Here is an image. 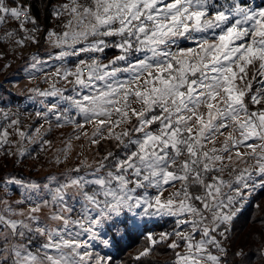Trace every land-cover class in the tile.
I'll list each match as a JSON object with an SVG mask.
<instances>
[{
	"label": "snow or ice",
	"instance_id": "snow-or-ice-1",
	"mask_svg": "<svg viewBox=\"0 0 264 264\" xmlns=\"http://www.w3.org/2000/svg\"><path fill=\"white\" fill-rule=\"evenodd\" d=\"M12 5L0 0V26L18 24L4 39L13 51L38 45L31 6ZM53 15L70 17L63 31L47 30L45 42L56 51L46 60L32 55L24 69L49 84L29 89V99L44 98L35 112L43 123L25 129L19 115L0 109V156L18 163L32 155L27 145L46 150L53 124L74 125L77 133L57 150L56 164L81 136L90 145L115 141L121 154L108 151L92 164L85 158L43 184L0 178V264H116L95 248H113L130 213L177 218L172 231L147 234L136 260L157 245L183 244L174 264H228L233 221L264 190V7L247 0H68ZM109 48L119 54L103 63L98 54ZM82 54L90 55L66 66ZM50 61L56 66L44 72ZM50 97L67 106L46 103ZM167 188L175 190L165 196ZM9 190L21 197L11 199Z\"/></svg>",
	"mask_w": 264,
	"mask_h": 264
},
{
	"label": "trees",
	"instance_id": "trees-1",
	"mask_svg": "<svg viewBox=\"0 0 264 264\" xmlns=\"http://www.w3.org/2000/svg\"><path fill=\"white\" fill-rule=\"evenodd\" d=\"M67 1L68 0H28L32 9V15L36 17L40 26V32L38 33L40 43L38 45L45 42L47 30L56 28L52 21L55 7ZM250 1L251 0H247V3ZM257 1H262L264 3V0ZM17 27L18 24L13 26V28ZM8 41L9 43H14L11 40ZM106 52L111 55L112 53H119V50L112 48L110 50L108 49ZM0 60H5L3 62L5 65H8L11 61L8 55L7 60L6 58ZM6 61L9 62L5 63ZM74 62L75 59L69 61L70 64H76ZM4 69L5 68L0 69V77ZM10 97L11 100L0 101L3 108H6L11 102L14 103L16 101L20 103L24 101V99L16 98L15 95H11ZM32 105L31 103L28 107L25 106L28 111H25L21 117V127L26 126L25 129H27L29 125L35 127L39 124V119L35 118L32 112H29L31 109H34L31 107ZM59 133L64 134V129L55 128L54 126L47 137L51 140ZM36 147L38 146L32 145L33 149ZM113 152H116L118 155L121 154L117 147L113 149ZM3 159L5 160L4 157ZM2 160H0V167ZM16 164L17 163H14V165ZM17 165L24 168L23 164L18 163ZM122 218L126 219L128 226L127 231L124 233L123 238L119 239L118 243L113 248L107 249V252H105V250L104 254L111 255L116 264H174L176 260L175 252L179 251L180 248L173 250L168 248L167 244L157 245L149 256L143 257L139 261L135 259L137 253L148 246V241L146 239L148 233L158 234L160 232H170L176 227V220L173 217L165 216L157 220L150 221L146 219L145 221L144 218L151 219V216H143L141 218L144 219V221L141 225L135 223L136 218H134L133 215L131 216L128 214L127 217ZM225 243L229 249L228 264H264V190L257 188L256 191L248 197L242 210L234 219L229 239ZM240 250H243L244 255H235V253Z\"/></svg>",
	"mask_w": 264,
	"mask_h": 264
},
{
	"label": "rangeland",
	"instance_id": "rangeland-1",
	"mask_svg": "<svg viewBox=\"0 0 264 264\" xmlns=\"http://www.w3.org/2000/svg\"><path fill=\"white\" fill-rule=\"evenodd\" d=\"M67 2H65V3H67ZM248 4H249V6H252V7H264V3L262 1L258 2L257 0H251L250 2H248ZM69 18L70 17H68V19ZM63 30H64V28H63ZM41 44H42L41 49H40V51L37 52V54L41 58L46 60L48 54L50 52H54L56 50L50 49L49 45L46 42L41 43ZM181 46H183V47L191 46V42L181 41ZM14 47H15L14 43H8L6 48H5V46L0 47V54H2V55H0V59L6 58V60H7V55H8V58L10 57V59H11V61L9 60L10 62L9 61L5 62V63L9 62L8 65H10V67H5V64L3 63L5 60H2V61L0 60V69L5 68L1 77H0V80L3 76V74L5 73V71H7L9 68L14 66L17 69H19V68L21 69L22 75L20 77H17L18 79L17 78L15 79L16 81H15L14 88L16 89V93L14 95L18 99L19 98H21L22 100L24 99V101H22L20 103L16 102V101L14 103L11 102L14 105V108H16L15 109L16 115H19L21 118L22 114L25 111H28L25 108L28 107L29 104H31V103L33 104L31 107H33L34 109H31V111H29V112H32L35 115L36 111L42 110V105L39 103V101H40V99H44V98L37 97L36 99H29V96L32 95V93L29 92V89L34 88V87H39L41 89H47L49 87V84L45 82L43 73H36L34 79L29 78V74L27 72L25 73L24 69L27 67V64L30 63V57L32 55L24 56L22 54V51L24 50L23 48L17 49L16 51H13ZM110 49H112V48H109V50ZM1 50L3 51V53H1ZM107 50L108 49H106L103 54H98V55H100V58H101L103 63H107L109 59H111L115 55L119 54V53H117V54L112 53L111 55H109L108 52H106ZM89 55L90 54H82L80 57H69L67 59L66 66L69 68H71V67L73 68V66H75V64H73V63L70 64L69 61L75 59L74 63H77L79 59H86L87 60L89 58ZM56 63H58V62H56ZM55 66H56V64L54 62H51V61L48 62V64L44 66V72L50 73L54 69ZM11 75L13 76V74H11ZM58 86H63V81H61L60 85H58ZM253 86H254V88L259 87V85L255 84V83ZM2 92H4V93H2ZM0 94H1L0 95V101L11 100V97H10L11 95L6 92L5 88H2V90H0ZM45 102L48 103V102H50V100L47 98L45 100ZM62 102H64V101H62ZM0 105H1V103H0ZM250 107H252V106L250 105ZM3 110L7 111V108L6 109L3 108ZM40 123H43V121L39 120V124ZM39 124H37L36 126H38ZM69 126L70 125H66L65 127H63L64 134L59 133L54 139H51L52 145L50 147L46 146V150L42 151L38 145H37L38 147H36L34 149L32 148V145H27V147L31 151L32 155L27 157L26 159H23V161L21 160L18 162L20 164H23L24 168L17 165L18 163L16 165H14V162H13L14 158L8 157L4 160L3 156H0V160L3 159L1 161L2 164L0 167V178H7L9 176H16L17 178H20V179L33 180V181H36L38 183L43 184V183L47 182L48 176L56 175L58 178H60L63 173H65L68 169L75 167L77 164L80 163L81 160H84L85 158H87L88 162L90 164H92L94 161H98L99 159H101L102 156L104 154H106V152H108V151L113 152V149L116 147V142L111 141V140L101 141L100 144H98V145H90L87 138H85L84 136H81V138L79 140H76V139L72 140V149H71V154L69 156V159L67 161H65L63 164H56L54 162V157L58 154L57 150L62 149L64 147L65 141H67L70 136H74L77 134L74 132V130H70ZM25 127L26 126H24V128ZM45 127H47V125H45ZM90 127H92V126L89 125L88 127H86L84 129V131L88 132ZM88 135H89V132H88ZM47 136H48V134H47ZM47 136L45 138L49 140V137H47ZM13 139H16V137L13 136ZM243 150L244 149H241V151H243ZM37 153H38V155H37ZM225 176L227 177V172L225 173ZM177 187H179V184H177ZM174 190H175L174 188H167V191H165L164 195L167 196L168 193H170ZM155 192H156L155 189H149V194L152 193V195H155ZM8 195L11 199H19L21 197V193L18 190H9ZM45 198H47L46 194H45ZM141 211H142V209H138L137 213H139ZM129 215H131V216L133 215L134 218H136L135 223L138 225H141L143 223L144 219H145V221H146V219L153 221V220H157V219H160L162 217H165V216H151V219L150 218L142 219L141 217H143V216L138 215V214L130 213ZM173 218L175 220L177 219L176 217H173ZM184 230L187 231L188 229L185 228ZM197 239H199V236H197ZM91 243L97 244V242H95V241H92ZM95 250L101 252L102 255H104L105 250H106L105 252L108 251L107 249H103L102 246H97L95 248ZM179 251L180 252L184 251L183 244H181Z\"/></svg>",
	"mask_w": 264,
	"mask_h": 264
},
{
	"label": "built area",
	"instance_id": "built-area-1",
	"mask_svg": "<svg viewBox=\"0 0 264 264\" xmlns=\"http://www.w3.org/2000/svg\"><path fill=\"white\" fill-rule=\"evenodd\" d=\"M21 2L29 5L28 0H21ZM219 2L222 3L223 0H219ZM8 3L11 6H14V5H12V0H8ZM52 18H53L52 19L53 24L56 27L55 30L58 31V32L63 31V25L67 22L68 17L67 16H63L60 19H57L53 15ZM15 24H17V22L10 20L7 24H5L3 26H0V47L5 46V48H6L7 44L9 43V41L7 39H4V33H5L6 30H11ZM26 26L31 27V25H26ZM41 45H30L29 44V45H27L26 47L23 48L24 50L22 51V54L24 56L35 55V54H37L38 51H40ZM1 53H3L2 50H1ZM9 69L7 71H5V73L3 74V76H2V78L0 80V90H2V88H5L6 92L8 94L14 95L16 93V89L14 88L15 81H16L15 79L22 75V71H21L20 68L17 69L14 66L9 68ZM11 74H13V76ZM6 108H7L8 112L16 114V111H15L16 108H14V105L12 103H9ZM0 109H3L2 105H0ZM2 123H5V122L3 120H1L0 124H2ZM150 195H152V193Z\"/></svg>",
	"mask_w": 264,
	"mask_h": 264
},
{
	"label": "crops",
	"instance_id": "crops-1",
	"mask_svg": "<svg viewBox=\"0 0 264 264\" xmlns=\"http://www.w3.org/2000/svg\"><path fill=\"white\" fill-rule=\"evenodd\" d=\"M26 73V72H25ZM85 92H87V90H85ZM66 95H71V94H74V93H72L71 91H69V92H67V93H65ZM49 100H50V102H59V103H61V104H63L64 106H67V104H66V102H62V101H57V98H55V97H50V98H48ZM89 125H87L86 127H88ZM85 127V128H86ZM69 129L70 130H74V125H70L69 126ZM92 131H93V127H90L89 128V135L88 136H91V134H92ZM88 132H87V134H88ZM91 133V134H90Z\"/></svg>",
	"mask_w": 264,
	"mask_h": 264
}]
</instances>
